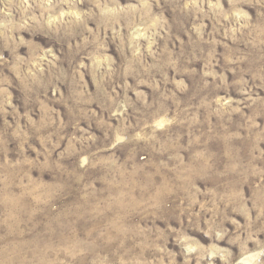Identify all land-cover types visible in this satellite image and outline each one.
Instances as JSON below:
<instances>
[{
  "label": "clouds",
  "instance_id": "obj_1",
  "mask_svg": "<svg viewBox=\"0 0 264 264\" xmlns=\"http://www.w3.org/2000/svg\"><path fill=\"white\" fill-rule=\"evenodd\" d=\"M0 264H264V0H0Z\"/></svg>",
  "mask_w": 264,
  "mask_h": 264
}]
</instances>
